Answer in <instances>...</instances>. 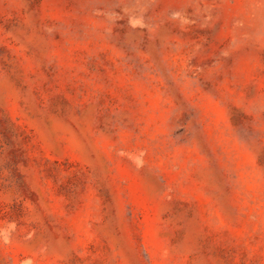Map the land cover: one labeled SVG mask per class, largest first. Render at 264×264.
<instances>
[{
    "label": "rangeland",
    "instance_id": "374dc122",
    "mask_svg": "<svg viewBox=\"0 0 264 264\" xmlns=\"http://www.w3.org/2000/svg\"><path fill=\"white\" fill-rule=\"evenodd\" d=\"M0 264H264V0H0Z\"/></svg>",
    "mask_w": 264,
    "mask_h": 264
}]
</instances>
